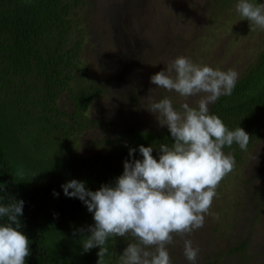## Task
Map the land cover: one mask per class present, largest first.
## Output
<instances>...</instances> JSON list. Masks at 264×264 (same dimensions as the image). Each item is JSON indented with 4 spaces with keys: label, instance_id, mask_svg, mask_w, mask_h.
Wrapping results in <instances>:
<instances>
[{
    "label": "trees",
    "instance_id": "1",
    "mask_svg": "<svg viewBox=\"0 0 264 264\" xmlns=\"http://www.w3.org/2000/svg\"><path fill=\"white\" fill-rule=\"evenodd\" d=\"M70 9L69 0H0V206L24 201L18 219L30 241L26 264H97L100 249H82V239L91 235L87 229L95 224L93 213L79 199L66 197L61 186L77 180L94 192L114 185L125 161L143 159L139 146H152L157 157L161 143L174 142L168 129L128 125L117 129L101 151L84 155L75 148L69 136L93 123L85 111L99 88L73 84L79 44L68 45ZM62 94L68 113L59 109ZM209 110L230 130L241 127L248 133V147L261 135L264 44L238 76L231 95L221 96ZM60 111L63 117L55 123ZM44 130L50 142L39 139ZM129 149H137L133 157ZM224 151L242 152L236 144ZM7 223L0 218V226ZM124 238L118 239L120 245ZM118 240L106 242L105 264H113Z\"/></svg>",
    "mask_w": 264,
    "mask_h": 264
},
{
    "label": "rangeland",
    "instance_id": "2",
    "mask_svg": "<svg viewBox=\"0 0 264 264\" xmlns=\"http://www.w3.org/2000/svg\"><path fill=\"white\" fill-rule=\"evenodd\" d=\"M69 2L68 45L79 44L73 84L93 83L99 88L85 111L93 123L69 136L84 155L105 149L107 139L123 126L167 129L148 111L147 96L155 101L168 97L174 109L182 110L184 98L150 83V77L168 62L184 56L201 66L233 69L239 76L264 44V30H251L235 11L238 0ZM199 98L187 102L195 107ZM58 101L63 104L59 109L68 113L64 94ZM62 111L55 115V123L62 119ZM258 116L261 135L248 150L224 151L234 156L236 167L220 182L211 206L219 219L206 216L204 226L187 237L200 249L197 264H264V110ZM45 132L39 139L50 142ZM174 241L169 246L173 264H188L183 239L177 236ZM132 242L126 236L122 247L118 240L113 264H119V256Z\"/></svg>",
    "mask_w": 264,
    "mask_h": 264
},
{
    "label": "clouds",
    "instance_id": "3",
    "mask_svg": "<svg viewBox=\"0 0 264 264\" xmlns=\"http://www.w3.org/2000/svg\"><path fill=\"white\" fill-rule=\"evenodd\" d=\"M235 11L249 22L251 30H264V3L238 0ZM237 79L233 69L201 66L184 56L168 62L164 70L150 77V83L184 98L182 110L174 109L168 97L159 101L147 98L148 111L170 132L171 146L160 144L158 160L152 155V146H139L143 159L125 161L123 174L114 185H102L94 192L77 180L61 186L66 197L79 199L93 213L95 224L87 229L91 235L82 239V249L87 253L98 247L97 264H105L109 238L126 236L134 242L119 256V264H173L169 246L177 236L183 239L188 264H197L200 249L187 237L204 226L206 216L219 219L211 206L220 182L236 167L234 156L225 154L224 148L236 144L246 152L251 139L241 127L230 130L209 110L221 96L231 95ZM193 97H200L195 107L187 102ZM136 151L129 149V157ZM23 207V200L0 206V218L9 222L0 226V264H26L31 255L30 241L20 231L18 217L23 215Z\"/></svg>",
    "mask_w": 264,
    "mask_h": 264
}]
</instances>
